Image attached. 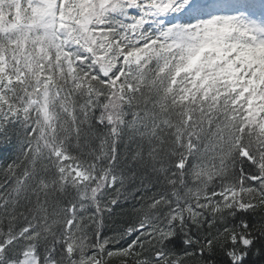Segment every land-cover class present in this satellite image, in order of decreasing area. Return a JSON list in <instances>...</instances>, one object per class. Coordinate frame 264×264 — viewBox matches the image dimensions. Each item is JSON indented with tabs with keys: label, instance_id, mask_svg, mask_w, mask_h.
Returning <instances> with one entry per match:
<instances>
[{
	"label": "snow or ice",
	"instance_id": "1",
	"mask_svg": "<svg viewBox=\"0 0 264 264\" xmlns=\"http://www.w3.org/2000/svg\"><path fill=\"white\" fill-rule=\"evenodd\" d=\"M0 177V264H264V0H0Z\"/></svg>",
	"mask_w": 264,
	"mask_h": 264
},
{
	"label": "trees",
	"instance_id": "2",
	"mask_svg": "<svg viewBox=\"0 0 264 264\" xmlns=\"http://www.w3.org/2000/svg\"><path fill=\"white\" fill-rule=\"evenodd\" d=\"M0 179H2V177H0ZM122 203L125 204V209L127 210V214L123 217V219H124V220L131 219L130 208H131V204L134 203V201H131V200H129V201H127V202L122 201ZM117 212L119 213L120 210L117 209ZM119 219H120V217L118 216V220H119ZM104 231H105L107 234H111V233H110V229H108V228H105ZM253 259H255V257H253Z\"/></svg>",
	"mask_w": 264,
	"mask_h": 264
},
{
	"label": "rangeland",
	"instance_id": "3",
	"mask_svg": "<svg viewBox=\"0 0 264 264\" xmlns=\"http://www.w3.org/2000/svg\"><path fill=\"white\" fill-rule=\"evenodd\" d=\"M257 3H259V0H256Z\"/></svg>",
	"mask_w": 264,
	"mask_h": 264
}]
</instances>
